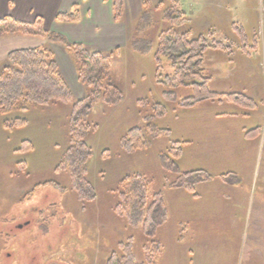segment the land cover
<instances>
[{"label":"rangeland","instance_id":"obj_1","mask_svg":"<svg viewBox=\"0 0 264 264\" xmlns=\"http://www.w3.org/2000/svg\"><path fill=\"white\" fill-rule=\"evenodd\" d=\"M143 1L125 0V37L107 50L120 48L112 62L111 81L124 98L119 105L94 109L90 115L97 126L87 135L93 150L89 161L93 201L81 202L67 173L56 170L68 147L70 104L0 113V264H107L112 253L123 256L118 244L130 237L137 264H264V0H179L187 14L182 29L213 30L210 43L235 44V54L225 49L208 53L210 89L244 93L257 101L254 106L240 105L222 97L186 108L178 102L192 90L173 88L175 98L164 94L171 89L165 78L171 70L169 58L162 57L163 81L158 83L153 55H139L131 47ZM235 17L244 23L250 52L240 50L243 41L233 26ZM157 33L150 30L147 35L155 38ZM37 38L35 45L55 48L75 97L86 96L74 60L67 65L60 52L66 47L48 37ZM155 101L168 108L163 118H151ZM208 111L221 116L212 117ZM17 117L27 123L5 126ZM150 118L157 127L170 128V134L152 139L146 149L126 151L121 137L133 126L147 128ZM176 137L188 141L182 145L181 169L203 170L214 179L173 199L179 210L154 237L161 250H146L147 245L152 247L150 239L115 208L116 188L127 174L142 173L154 191L163 189L173 175L163 169L159 157ZM25 140L33 143L32 150H19ZM48 180L59 181L67 192L38 185Z\"/></svg>","mask_w":264,"mask_h":264},{"label":"trees","instance_id":"obj_2","mask_svg":"<svg viewBox=\"0 0 264 264\" xmlns=\"http://www.w3.org/2000/svg\"><path fill=\"white\" fill-rule=\"evenodd\" d=\"M143 4L144 10L137 23L136 34L131 38V47L139 55H153L158 83L163 81L159 78L163 77L162 57L169 58L171 70L165 74V78L171 89L164 94L175 98L174 89L185 87L192 90L191 95L181 98L178 102V106L184 108L195 107L201 102L222 97L240 105H256L257 101L244 93L224 94L210 89L211 78L205 66L209 51L233 49L234 43H210L208 38L214 34L213 30L196 32L193 28L182 29L186 24L187 14L179 0H169V3L161 1L156 5L144 0ZM124 13L125 0H113L114 20L123 21ZM80 18V8L77 4L71 11L59 12L56 15L58 21H79ZM233 26L243 41L241 50H248L244 42L248 38L244 35V23L239 17H235ZM150 30H155L156 33L158 31L155 38L147 35ZM12 35H40L48 37L52 43L64 45L74 60L78 79L87 94L80 99L75 97L50 45L15 49L8 54L0 68V113L7 115L27 112L39 105L55 102L70 104L68 147L56 170L67 173L71 189L81 202L93 201L96 193L89 178V161L93 150L87 141V135L97 126L90 121V115L94 109L117 106L124 98L122 89L111 81L112 62L120 48L102 51L88 49L79 42H70L65 35L46 30L41 17L33 23L17 20L12 16L0 18V39ZM152 111L151 118H163L168 113V108L165 104L155 101ZM151 118L147 128L133 126L121 137V146L126 151L146 149L152 139L170 134V128L157 127ZM26 123L27 119L17 117L6 121L5 126L15 128ZM183 143L186 142L174 140L172 147L160 153L163 169L173 175L172 179L166 181L163 189L154 191L152 181L142 173L127 174L116 188L118 202L115 208L126 216L132 228L140 229L150 239L152 247L150 249L147 245L146 250L162 248L160 240L154 237L169 219L165 189L184 188L195 191L200 182L214 179L211 173L203 170L181 169L178 161L183 151ZM33 148V143L25 140L19 150L29 151ZM224 176L223 174L221 177ZM38 185L54 186L63 193L67 192V188L57 180H48ZM118 247L123 256L114 252L109 256L107 264H137L132 237L127 242H119Z\"/></svg>","mask_w":264,"mask_h":264},{"label":"crops","instance_id":"obj_3","mask_svg":"<svg viewBox=\"0 0 264 264\" xmlns=\"http://www.w3.org/2000/svg\"><path fill=\"white\" fill-rule=\"evenodd\" d=\"M75 4L79 5L80 8L81 18L79 21L67 22L56 20V15L59 12L71 11ZM5 16H12L17 20L30 23H33L37 18L41 17L44 20V27L46 30L61 33L65 35L70 42H79L85 46L90 44L94 47V50L107 51L121 35L125 37V13L123 21L118 22L114 20L113 0H0V18ZM38 36L40 35H12L1 38L0 63L2 64V62L6 60L8 54L12 50L38 46L35 45ZM214 51L215 50H211L209 52L214 53ZM226 51L229 55L235 54L233 49H228ZM60 52L65 57L67 65L73 64V58L69 55L66 48H64V50L60 49ZM245 52L250 51L245 49ZM57 57L56 55V58ZM57 60L66 77L59 57ZM201 105H206V102H201ZM208 114L212 117L221 116V114L212 115L209 111ZM216 120L218 119L216 118ZM176 140L188 142L183 137H176ZM242 174H244L243 171ZM235 187L237 188L235 185L232 186V188ZM174 191H177L178 194L172 196ZM184 191H186L184 188L165 189V199L169 210V216L172 214L175 215V213L178 212L180 206L179 204L174 205V198L181 195V193H186ZM170 196H172V199L168 198Z\"/></svg>","mask_w":264,"mask_h":264},{"label":"flooded vegetation","instance_id":"obj_4","mask_svg":"<svg viewBox=\"0 0 264 264\" xmlns=\"http://www.w3.org/2000/svg\"><path fill=\"white\" fill-rule=\"evenodd\" d=\"M232 187V186H231ZM263 211H264V209H263Z\"/></svg>","mask_w":264,"mask_h":264}]
</instances>
